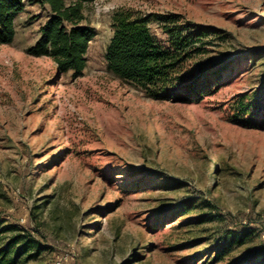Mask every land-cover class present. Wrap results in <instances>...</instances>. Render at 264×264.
<instances>
[{"label": "rangeland", "instance_id": "374dc122", "mask_svg": "<svg viewBox=\"0 0 264 264\" xmlns=\"http://www.w3.org/2000/svg\"><path fill=\"white\" fill-rule=\"evenodd\" d=\"M121 9L220 29L187 63L209 92L152 100L109 72ZM84 14L97 35L78 78L26 52L48 5H29L0 47V220L46 245L20 264L247 261L264 241V109L252 124L239 119L264 104V0H96ZM212 207L221 218L205 221ZM242 227L255 236L225 248Z\"/></svg>", "mask_w": 264, "mask_h": 264}, {"label": "trees", "instance_id": "16d2710c", "mask_svg": "<svg viewBox=\"0 0 264 264\" xmlns=\"http://www.w3.org/2000/svg\"><path fill=\"white\" fill-rule=\"evenodd\" d=\"M95 1L0 0V47L14 42L16 18L29 5H48L50 18L26 52L35 58H51L60 73L78 78L87 67L90 43L97 35L90 25H81L86 20L85 7ZM153 24H157L161 36L153 32ZM112 26L114 34L105 60L107 70L118 80L159 101H193L209 92L212 83H207L203 75L187 74V63L205 52V40L221 34L220 29L186 21L179 14H139L125 9L114 13ZM252 109L250 119L245 121L241 116L240 123L252 124L260 117L264 104L254 100ZM209 214L205 221L221 218L217 207H212ZM255 233L250 227L228 231L225 248L245 244ZM45 250L46 245L30 230L0 220V264H20L39 257ZM216 254L220 258L224 251ZM241 264H264V241L254 246L249 259Z\"/></svg>", "mask_w": 264, "mask_h": 264}, {"label": "crops", "instance_id": "0c3cea01", "mask_svg": "<svg viewBox=\"0 0 264 264\" xmlns=\"http://www.w3.org/2000/svg\"><path fill=\"white\" fill-rule=\"evenodd\" d=\"M27 10V9H26Z\"/></svg>", "mask_w": 264, "mask_h": 264}]
</instances>
